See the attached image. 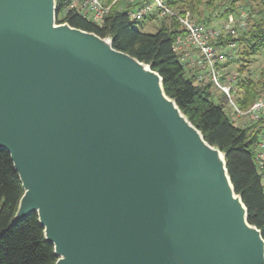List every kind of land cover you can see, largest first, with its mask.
Here are the masks:
<instances>
[{
  "label": "water",
  "instance_id": "1",
  "mask_svg": "<svg viewBox=\"0 0 264 264\" xmlns=\"http://www.w3.org/2000/svg\"><path fill=\"white\" fill-rule=\"evenodd\" d=\"M55 24V0H0V147L25 189L14 220L38 214L56 264H261L246 205L257 235L200 142L126 66L163 87L161 75Z\"/></svg>",
  "mask_w": 264,
  "mask_h": 264
},
{
  "label": "trees",
  "instance_id": "2",
  "mask_svg": "<svg viewBox=\"0 0 264 264\" xmlns=\"http://www.w3.org/2000/svg\"><path fill=\"white\" fill-rule=\"evenodd\" d=\"M214 1L165 0L170 7L181 12L191 11L197 22L206 25H211L218 17L227 20L229 15H237L247 7V25L238 28L239 36L222 34L217 44L236 43L237 47L239 44L246 54H257L264 48V4L243 5L241 0H230L231 5L222 6ZM68 2L56 1V22H66L100 37H110L115 49L151 65L161 75L166 94L175 100L206 141L225 154L235 192L247 207L248 221L261 230L264 238V170L256 161L258 143L264 134V118L248 127L237 125L227 110L225 95L216 96L210 83L196 81L195 71L182 61V54L176 46L178 37L185 32L172 17L162 19L156 31L150 33L140 26L157 14L141 21L134 20L130 14L138 5L136 2H128L122 7L120 0H116L101 24L75 10H66ZM202 5L206 10L199 9ZM236 86L238 91L243 90L237 99L243 109L249 108L262 95L263 90H258L254 81L242 77L240 72ZM24 192L11 154L0 147V264H56L59 256L54 244L47 240L38 214L14 220Z\"/></svg>",
  "mask_w": 264,
  "mask_h": 264
},
{
  "label": "built area",
  "instance_id": "3",
  "mask_svg": "<svg viewBox=\"0 0 264 264\" xmlns=\"http://www.w3.org/2000/svg\"><path fill=\"white\" fill-rule=\"evenodd\" d=\"M138 5L131 11V17L134 20L141 21L151 17L154 14L167 15L172 17L185 34L178 37L176 46L182 54V61L195 71L196 81L198 83H210L214 89H218L225 95L228 102L234 108L232 113L234 121L244 115H249L252 120L259 122L264 118V97L257 99L252 106L245 110L234 102L233 94L237 86V74L227 76L223 70L224 65L230 55V48L236 46V43L228 45H219L217 41L222 34H231L236 36L238 28L246 27L248 13L240 10L237 15H230L224 21L221 28L213 25H206L197 22L191 11L181 12L170 7L165 0H130ZM112 4H107L103 0H69L66 10H75L94 23H103L108 15ZM256 161L261 170H264V134L259 140L256 152Z\"/></svg>",
  "mask_w": 264,
  "mask_h": 264
},
{
  "label": "bare ground",
  "instance_id": "4",
  "mask_svg": "<svg viewBox=\"0 0 264 264\" xmlns=\"http://www.w3.org/2000/svg\"><path fill=\"white\" fill-rule=\"evenodd\" d=\"M54 27H65V25H54ZM90 43L93 49L101 55L114 56V51L110 46L109 40H104L96 36L95 34H88ZM127 75L132 82L143 83L149 82L154 88L157 97L161 102L166 104L172 113L177 118L178 122L191 134L193 135L202 145L204 150L208 166L213 169L222 178L224 188L226 189L231 202L236 205L242 225L251 233L258 234V231L250 225L246 220L245 205L240 200L239 196L236 195L232 189L229 173L226 170L224 158L221 153H218L213 146H211L202 136L200 131L196 129L178 109L177 105L172 99L165 93L161 80L157 73L150 72L147 65L137 63L133 59H129L127 63ZM259 260L261 264H264V248L261 245Z\"/></svg>",
  "mask_w": 264,
  "mask_h": 264
},
{
  "label": "rangeland",
  "instance_id": "5",
  "mask_svg": "<svg viewBox=\"0 0 264 264\" xmlns=\"http://www.w3.org/2000/svg\"><path fill=\"white\" fill-rule=\"evenodd\" d=\"M55 1H57V0H55ZM103 1L107 4H113V3H115L116 0H113L112 3H110L112 0H103ZM203 1H204V3L206 2V0H203ZM241 1L244 3L243 5H251L254 2L259 3V5L264 4V0H241ZM128 2H131V1L130 0H120V3L123 5V6L121 5L122 7L127 6ZM214 3L222 5V6L231 5L230 0H215ZM199 9L201 11L206 10V9H204V5H202ZM176 10H178V9H176ZM243 10H245L247 12L248 8L244 7ZM168 17L169 16H167V15H163V16L162 15H156L153 18H149L148 20H146L144 22V24H142V26H140V28L145 32L153 33L156 31L157 27L160 25L161 20L166 19ZM192 17H193V15H192ZM256 19H258V18H256ZM224 21H226V19H220L218 17V18H216V20L211 25H213L217 28H221ZM245 22L247 24V20ZM56 24L58 25V24H62V23L56 22ZM238 36H239V34L237 33V35L234 36V38H236ZM105 38H110V37H105ZM229 50H230V55L227 59L226 64L224 65L225 69L223 70V73L225 74V78L227 79V76H232L234 74H237V76H238L237 82H238L239 72H240L242 77H245V78L247 77V78L253 80L255 83V86L258 90H260V91L263 90L262 95L260 97H264V48H262L257 54H246L247 52L243 53L242 52L243 51L242 46H239V44H238V47L235 46L233 48H230ZM238 70H240V71H238ZM220 93H221L220 90L214 89V94L216 96H219ZM242 94H243V90L238 91V88H237L235 93L233 94L234 102L237 103V99H239L242 96ZM226 107H227L228 112H230L231 114L234 113V108L231 105V103L228 102V100H227ZM249 108H247V109H249ZM247 109H245V110H247ZM235 122L237 125H240L242 127H248L251 125H255L257 123L254 120H252V117H250L249 115L241 116ZM257 127H261V125H258ZM214 147H216V146H214Z\"/></svg>",
  "mask_w": 264,
  "mask_h": 264
}]
</instances>
